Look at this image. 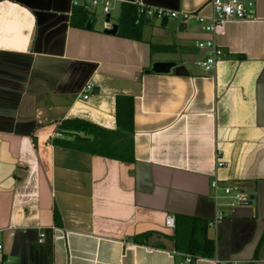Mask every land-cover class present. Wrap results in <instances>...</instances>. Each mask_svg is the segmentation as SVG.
<instances>
[{
	"label": "crops",
	"instance_id": "obj_1",
	"mask_svg": "<svg viewBox=\"0 0 264 264\" xmlns=\"http://www.w3.org/2000/svg\"><path fill=\"white\" fill-rule=\"evenodd\" d=\"M209 1L144 4L208 17ZM135 2L110 0L117 22ZM255 3L254 20L215 35L195 22L144 20L134 41L104 34L101 6L0 0V243L9 264H181L167 217L214 241V257L192 264H264V0ZM206 40L224 52L210 72L196 64ZM156 62L175 66L146 74ZM121 98L133 102L131 136L118 132ZM75 120L92 129H62ZM214 179L253 200L208 228Z\"/></svg>",
	"mask_w": 264,
	"mask_h": 264
},
{
	"label": "built area",
	"instance_id": "obj_2",
	"mask_svg": "<svg viewBox=\"0 0 264 264\" xmlns=\"http://www.w3.org/2000/svg\"><path fill=\"white\" fill-rule=\"evenodd\" d=\"M79 2L85 4V7L101 6L104 17L109 15L111 8L110 0H73V5L77 6ZM255 0H210L208 6L210 15L203 16L199 11L188 13L183 11H172L161 8H149L144 4V0H136L133 4L137 8L138 20H168L180 19L181 22H195L200 25L203 32L215 35L222 27L229 22L254 20L255 17ZM87 5V6H86ZM196 47L206 52V56L202 61L196 64L204 71L210 72L215 69L216 64L223 58V50L216 45L213 40L200 41L196 43ZM93 92V84L87 83L82 92V99L87 100ZM222 153L217 150L214 154L215 168H222L225 163L221 160ZM210 188L212 190L211 200L215 208V215L212 220L207 223L208 228L216 227L217 223L227 218L228 212L233 213L237 208L244 207L250 201V197L245 195L239 189L231 186L220 187L216 179L211 181ZM174 219L167 217L165 226L174 229ZM44 238V234L40 235ZM42 240H40L41 242ZM195 259L191 255H184L181 264H192ZM0 264H9L6 258L3 245L0 243Z\"/></svg>",
	"mask_w": 264,
	"mask_h": 264
},
{
	"label": "trees",
	"instance_id": "obj_3",
	"mask_svg": "<svg viewBox=\"0 0 264 264\" xmlns=\"http://www.w3.org/2000/svg\"><path fill=\"white\" fill-rule=\"evenodd\" d=\"M81 18H82L81 21L84 23V21L86 20L85 14H83ZM137 20H138V16H137L136 6L133 4H124L121 7L120 16L117 22V25H118L117 35L124 39H130L134 41L141 40L140 24L143 23L144 20L140 19L139 23L136 24ZM116 123L118 127V132L120 130H123L124 132L128 134L127 136H131L133 132V129H132L133 102L131 98H121L117 102ZM61 127L63 130H65L66 128L67 129L69 128L70 131H76V132H79V131L86 132L92 129L90 125L80 122V121H76V120L75 121H64L61 123ZM90 145L94 146L93 143H91ZM95 146L101 150L103 149V147L100 144H95ZM130 160H132V158H130ZM181 223L182 222L180 221L175 222L176 224L175 233H174L175 250L185 253L186 255H191L194 259L196 258L212 259L215 253L214 241L208 239L205 234L202 236L200 240L197 239V237L192 236L193 229L187 228V227H181V226H184ZM182 229H186V231L189 234L181 233L182 241H180V238H181L180 230Z\"/></svg>",
	"mask_w": 264,
	"mask_h": 264
},
{
	"label": "water",
	"instance_id": "obj_4",
	"mask_svg": "<svg viewBox=\"0 0 264 264\" xmlns=\"http://www.w3.org/2000/svg\"><path fill=\"white\" fill-rule=\"evenodd\" d=\"M109 18H110L109 15H107L106 16V20H105L106 23L109 22ZM90 29H91V23L88 22L87 25H86V30H90ZM117 31H118V26L114 24V25L111 26L110 29H105L104 30V34L114 36V35L117 34ZM174 66H175V64L171 63V62H156V63L152 64L151 69L146 70L145 73L149 74V73L152 72V73H156V74H167V73L170 72V70L172 68H174ZM252 200H253V197H250V201L244 207H250L251 204H252Z\"/></svg>",
	"mask_w": 264,
	"mask_h": 264
},
{
	"label": "rangeland",
	"instance_id": "obj_5",
	"mask_svg": "<svg viewBox=\"0 0 264 264\" xmlns=\"http://www.w3.org/2000/svg\"><path fill=\"white\" fill-rule=\"evenodd\" d=\"M110 19H109V22L106 23L105 22V17L104 15L102 14V12L99 13V15L97 16L96 18V25H99L100 27L102 26H106L108 25L109 27H111L112 25H114L116 22H117V16H118V10L117 9H111L110 10Z\"/></svg>",
	"mask_w": 264,
	"mask_h": 264
}]
</instances>
